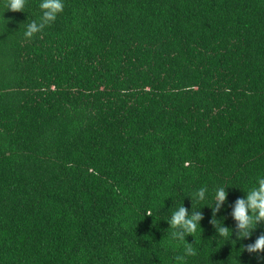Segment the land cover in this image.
Instances as JSON below:
<instances>
[{
	"label": "trees",
	"instance_id": "16d2710c",
	"mask_svg": "<svg viewBox=\"0 0 264 264\" xmlns=\"http://www.w3.org/2000/svg\"><path fill=\"white\" fill-rule=\"evenodd\" d=\"M5 3L0 264H178L182 204V264H264L241 249L264 223L237 239L230 215L264 177V0H63L31 39L41 0Z\"/></svg>",
	"mask_w": 264,
	"mask_h": 264
},
{
	"label": "clouds",
	"instance_id": "9594fccd",
	"mask_svg": "<svg viewBox=\"0 0 264 264\" xmlns=\"http://www.w3.org/2000/svg\"><path fill=\"white\" fill-rule=\"evenodd\" d=\"M26 0H6V10L11 12H23ZM41 16L39 22L32 21L26 25L24 36L31 39L35 34L41 32L46 26L53 23L57 15L63 11V0H41L39 5ZM225 187H217L214 195V204L212 205V219L210 223L215 227L217 236L230 237L231 230L217 221L216 214L225 204L227 192ZM207 188L201 187L192 194V198L197 201H203L206 197ZM231 217L236 224L237 239H245L251 236L252 231L259 223H264V177L256 181V185L246 192V197L238 198L232 206ZM145 216L151 217V213ZM203 219L201 211H189L183 204L175 210L170 220L167 222L172 229L171 238L175 241L183 242V255H178L174 259L178 264H182L186 257L196 256L197 250L193 243L185 241L186 236H193L199 227V222ZM201 230V229H200ZM202 231V230H201ZM230 234V235H229ZM242 251L248 253L264 252V233H262L253 243L242 246Z\"/></svg>",
	"mask_w": 264,
	"mask_h": 264
}]
</instances>
